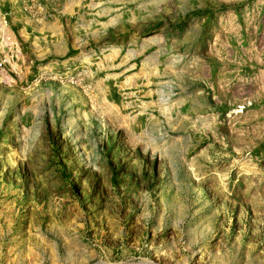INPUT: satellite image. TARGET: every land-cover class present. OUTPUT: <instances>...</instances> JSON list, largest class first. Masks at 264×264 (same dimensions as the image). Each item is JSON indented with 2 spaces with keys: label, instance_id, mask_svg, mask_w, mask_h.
I'll use <instances>...</instances> for the list:
<instances>
[{
  "label": "rangeland",
  "instance_id": "1",
  "mask_svg": "<svg viewBox=\"0 0 264 264\" xmlns=\"http://www.w3.org/2000/svg\"><path fill=\"white\" fill-rule=\"evenodd\" d=\"M0 1V264H264V0Z\"/></svg>",
  "mask_w": 264,
  "mask_h": 264
},
{
  "label": "crops",
  "instance_id": "2",
  "mask_svg": "<svg viewBox=\"0 0 264 264\" xmlns=\"http://www.w3.org/2000/svg\"><path fill=\"white\" fill-rule=\"evenodd\" d=\"M4 6L5 5L0 1V42H7L9 44L8 46L10 48L12 46L13 49L18 48L19 54H22L21 44L28 43L30 53H34L37 57L39 56L38 54L42 52H46L47 55L50 47L49 38L53 36L54 31L57 33V36H60L58 40L59 38H64V34L58 32V29L61 26V20L63 21L65 11H46L42 18L37 20L28 19L24 16L22 17L19 15V11L17 9L15 10L13 6ZM87 8L80 13V20L78 22V24L83 27H91L96 20L88 18V16L98 14L94 12L93 5H89ZM73 49L76 48L73 47ZM118 94H121L119 90H114V93H112L115 97H118Z\"/></svg>",
  "mask_w": 264,
  "mask_h": 264
}]
</instances>
